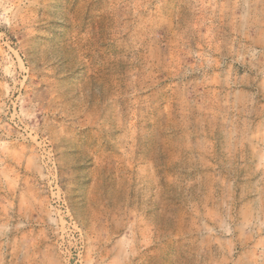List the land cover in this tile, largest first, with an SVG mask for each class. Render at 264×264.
I'll return each instance as SVG.
<instances>
[{"label": "rangeland", "instance_id": "obj_1", "mask_svg": "<svg viewBox=\"0 0 264 264\" xmlns=\"http://www.w3.org/2000/svg\"><path fill=\"white\" fill-rule=\"evenodd\" d=\"M0 264H264V0H0Z\"/></svg>", "mask_w": 264, "mask_h": 264}]
</instances>
